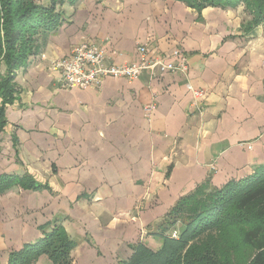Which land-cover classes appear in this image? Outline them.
<instances>
[{
  "label": "crops",
  "instance_id": "1",
  "mask_svg": "<svg viewBox=\"0 0 264 264\" xmlns=\"http://www.w3.org/2000/svg\"><path fill=\"white\" fill-rule=\"evenodd\" d=\"M62 11L60 28L18 70L6 108L0 175L30 174L44 186L0 195V264L56 225L75 242L73 264H127L138 244L162 246L181 198L264 164V24L250 29L243 4L198 11L177 0H77ZM86 41L116 65L139 63L140 45L169 60L180 49L189 72L63 88L49 61ZM187 80L206 93L202 115ZM32 264L54 263L43 254Z\"/></svg>",
  "mask_w": 264,
  "mask_h": 264
},
{
  "label": "trees",
  "instance_id": "2",
  "mask_svg": "<svg viewBox=\"0 0 264 264\" xmlns=\"http://www.w3.org/2000/svg\"><path fill=\"white\" fill-rule=\"evenodd\" d=\"M77 0H0V133L6 108L17 92L18 70L29 65L40 50L41 39L57 31L64 21L62 6ZM202 11L243 4L253 19L264 24V0H177ZM0 143V151H1ZM14 185L38 190L44 185L32 175H0V195ZM181 224L176 237L172 231ZM35 243L10 253L9 264H32L46 254L54 264H73L75 242L56 225ZM162 246L138 244L127 264H264V164L221 187L204 184L176 204L162 230Z\"/></svg>",
  "mask_w": 264,
  "mask_h": 264
},
{
  "label": "built area",
  "instance_id": "3",
  "mask_svg": "<svg viewBox=\"0 0 264 264\" xmlns=\"http://www.w3.org/2000/svg\"><path fill=\"white\" fill-rule=\"evenodd\" d=\"M140 62L137 64H107V55L104 49L95 42H82L74 46L69 55L61 59H50L49 69L61 74L60 83L63 88H101L107 78H124L133 81L141 76L144 71L154 73L176 72L187 77L189 63L187 56L182 50L177 49L172 59L164 56L149 55L148 45L138 47ZM186 88L193 98L194 110L203 114L202 100L205 91L198 89L187 80ZM156 110V105L145 107L146 116L150 119ZM215 169V166L212 167ZM174 237L178 231L172 233Z\"/></svg>",
  "mask_w": 264,
  "mask_h": 264
}]
</instances>
